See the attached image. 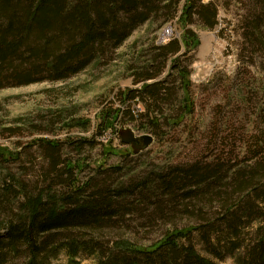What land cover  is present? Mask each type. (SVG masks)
<instances>
[{
    "label": "trees",
    "instance_id": "1",
    "mask_svg": "<svg viewBox=\"0 0 264 264\" xmlns=\"http://www.w3.org/2000/svg\"><path fill=\"white\" fill-rule=\"evenodd\" d=\"M181 2L0 0V88L68 79L96 57L118 48L149 19L156 20L160 14L165 15V22L174 19ZM194 8L197 12H193ZM195 13L205 28L215 27L216 9L212 3L185 0L179 20L191 23ZM193 39L195 36L185 31V54L196 46ZM180 51L175 38L153 47L155 54L140 68L139 78L134 81L141 83L140 87L123 91L125 100L141 105L145 114H151L150 125L160 123L156 111L150 110L165 104L163 98L170 91L165 79L175 74L181 86L187 84L189 72L181 65L180 57L185 54H179ZM169 55L176 57L169 60ZM168 63L169 72L159 79ZM103 119L106 129L112 114H106ZM40 142L49 159V175L53 173L55 180L43 181L46 186L32 191L22 181L11 184L9 174L1 178L0 264H48L60 252H64L67 264H82V256L91 260V264H216L213 259L221 260L223 255L230 256L235 264H264V210L260 208L264 205V162H258L250 170H238L228 178V169L220 166L173 171L172 178L160 177L151 184L149 201L152 202L145 205L153 210L144 213L133 202H120L128 198L107 184L80 182L74 174L80 165L61 160L56 143ZM6 152L0 148V167L18 159ZM128 156L130 153L120 155ZM52 185L60 186L61 190L54 192L50 189ZM146 188L142 187L141 191ZM206 197L211 199H203ZM214 202H219L218 206L214 207ZM118 206L119 211L115 212L112 208ZM205 207L210 212L214 210L212 215L221 216L218 228L205 212L198 224L182 228L165 226L160 237L149 245L140 246L121 236L104 238L107 229H116L120 223L127 222L125 215L138 218L137 221L144 222L142 229L152 231L158 223L165 225L171 221L176 213L201 214ZM255 218L263 221H259L256 231L249 226ZM219 229H222L220 233ZM194 234L199 240H193ZM194 241L209 256L201 254Z\"/></svg>",
    "mask_w": 264,
    "mask_h": 264
},
{
    "label": "rangeland",
    "instance_id": "2",
    "mask_svg": "<svg viewBox=\"0 0 264 264\" xmlns=\"http://www.w3.org/2000/svg\"><path fill=\"white\" fill-rule=\"evenodd\" d=\"M184 1L174 19L165 22L163 14L156 20L149 19L118 48L96 57L68 79L0 88V148L18 158L0 167V181L9 174L11 184L19 180L32 191L46 186L43 181L53 183L55 176L49 175V159L40 145V140L49 141L56 143L61 160L80 165L74 171L80 182L107 184L128 198L120 202H133L148 213L153 210L145 205L151 184L160 177L172 178L173 171L220 166L228 169V178L238 170H250L264 162V0H201L202 4L212 3L216 9L213 29L205 28L196 13L191 23L181 22ZM185 31L195 36L196 44L186 54ZM175 36L181 46L179 54H185L180 61L189 72L187 84L181 86L175 74L165 79L170 90L163 98L165 104L150 110L156 111L160 123L150 125L151 114H145L141 105L125 100L122 94L140 87L141 83L134 81L139 78L140 68L155 54L153 47L163 46ZM168 67L169 63L159 79L165 78ZM109 113L112 119L104 129L103 117ZM126 129L135 136L149 135L153 142L134 155L130 146L120 142L118 132ZM129 153L127 158L120 157ZM115 167L119 171L108 173ZM142 187L146 189L141 191ZM50 189L61 190L57 185ZM260 208L264 210V205ZM112 209L117 212L119 206ZM208 210L205 207L201 214L195 210L199 215L190 216L176 213L171 221L165 225L158 223L152 231L142 229L144 222L137 221L138 218L125 215L127 222L107 229L104 238L121 236L140 246L149 245L160 237L165 226L198 224L205 212L218 228L221 216ZM259 221L263 222L255 218L249 226L256 231ZM195 239L199 240L194 234ZM194 243L201 254L209 256L200 243ZM213 260L216 264H235L228 255ZM66 262L64 252H60L48 264ZM81 263L91 264V260L82 256Z\"/></svg>",
    "mask_w": 264,
    "mask_h": 264
},
{
    "label": "water",
    "instance_id": "3",
    "mask_svg": "<svg viewBox=\"0 0 264 264\" xmlns=\"http://www.w3.org/2000/svg\"><path fill=\"white\" fill-rule=\"evenodd\" d=\"M120 142L123 145L130 146L134 155L146 150L153 142V138L149 135L135 136L130 129L120 130L118 132Z\"/></svg>",
    "mask_w": 264,
    "mask_h": 264
},
{
    "label": "built area",
    "instance_id": "4",
    "mask_svg": "<svg viewBox=\"0 0 264 264\" xmlns=\"http://www.w3.org/2000/svg\"><path fill=\"white\" fill-rule=\"evenodd\" d=\"M168 32H170V31H168ZM176 37H177V36H175L174 38H176ZM165 43H167V42H165ZM165 43H164V44H165Z\"/></svg>",
    "mask_w": 264,
    "mask_h": 264
}]
</instances>
